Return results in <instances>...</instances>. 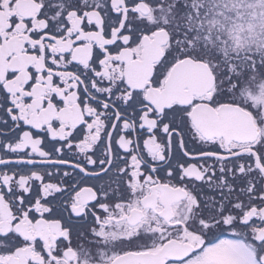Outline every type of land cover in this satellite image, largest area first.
<instances>
[{
	"label": "snow or ice",
	"instance_id": "snow-or-ice-1",
	"mask_svg": "<svg viewBox=\"0 0 264 264\" xmlns=\"http://www.w3.org/2000/svg\"><path fill=\"white\" fill-rule=\"evenodd\" d=\"M0 264H264V0H0Z\"/></svg>",
	"mask_w": 264,
	"mask_h": 264
}]
</instances>
